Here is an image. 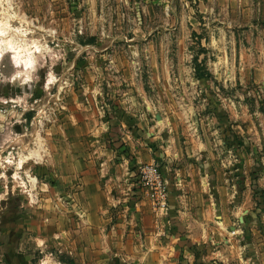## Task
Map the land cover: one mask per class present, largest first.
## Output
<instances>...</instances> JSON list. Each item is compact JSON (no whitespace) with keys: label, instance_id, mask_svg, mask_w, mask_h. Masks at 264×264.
<instances>
[{"label":"rangeland","instance_id":"374dc122","mask_svg":"<svg viewBox=\"0 0 264 264\" xmlns=\"http://www.w3.org/2000/svg\"><path fill=\"white\" fill-rule=\"evenodd\" d=\"M7 38L0 264L64 260L74 164L123 146L104 112H264V0H0Z\"/></svg>","mask_w":264,"mask_h":264},{"label":"crops","instance_id":"0c3cea01","mask_svg":"<svg viewBox=\"0 0 264 264\" xmlns=\"http://www.w3.org/2000/svg\"><path fill=\"white\" fill-rule=\"evenodd\" d=\"M104 113L123 146L74 164L58 264H264V112ZM152 161L169 182L166 217L138 186Z\"/></svg>","mask_w":264,"mask_h":264},{"label":"built area","instance_id":"2783aa9c","mask_svg":"<svg viewBox=\"0 0 264 264\" xmlns=\"http://www.w3.org/2000/svg\"><path fill=\"white\" fill-rule=\"evenodd\" d=\"M138 186L150 200L152 209L158 217L169 214V182L157 161L144 163L138 170ZM235 232V231H232Z\"/></svg>","mask_w":264,"mask_h":264},{"label":"bare ground","instance_id":"6f19581e","mask_svg":"<svg viewBox=\"0 0 264 264\" xmlns=\"http://www.w3.org/2000/svg\"><path fill=\"white\" fill-rule=\"evenodd\" d=\"M1 40H2V41L0 42V46H1V47H3L4 44L6 43L5 45H6L7 47H11V50L13 49V51H14V53H15V54L13 55V57H14V59H15V60H13V61H15V62H13L14 64L17 63V65H20L21 63H23V65L25 64V65L27 66V65L30 63L29 65H32V63H31V59H29V58L31 57V54H29V58H28V56H27V58H23V55H22L21 52L24 51V50H26V51L29 50L28 48H27V49H26V48L23 49L24 47H23V48L21 47V46H23V45H22L23 43L20 44V45H21V46H20V45H18V44H15V41H16V40H15L14 42H9V44L7 45L8 42H6V41H9V40H10L9 38H7V40H5V39H1ZM13 40H14V39H13ZM22 41H23V40H22ZM24 41H26V40H24ZM19 43H20V42H19ZM26 43H27V41H26ZM1 47H0V49H1ZM26 47H27V46H26ZM3 48H6V47L4 46ZM3 48H2V49H3ZM11 50H10V51H11ZM0 51H1V50H0ZM13 51H12V53H13ZM6 52H7V51H6ZM8 52H9V51H8ZM0 53H1V52H0ZM28 53H29V52H28ZM1 55H3V54H1ZM1 55H0V56H1ZM27 55H28V54H27ZM32 57H33V56H32ZM32 57H31V58H32ZM25 65H24V66H25ZM29 65H28V66H29ZM20 66H21V65H20ZM16 67H17V66H16ZM29 67H30V66H29ZM23 68H25V67H23ZM23 68H22V69H23ZM17 74H18V73H17ZM17 74H16V77L19 76V75H17ZM18 79H19V78H18ZM41 144H42V143H41ZM40 149H41V148H40ZM37 151H38V149H37L36 151H31V152H30V154L32 155V156H31V155H30V156H31L32 158L34 157L36 160L40 159V157L42 156V155H40ZM21 162H22V161H21ZM31 181L33 182V185L36 184V182H37L36 178H34V177L31 179ZM46 263H47V262H46ZM44 264H45V263H44Z\"/></svg>","mask_w":264,"mask_h":264},{"label":"trees","instance_id":"16d2710c","mask_svg":"<svg viewBox=\"0 0 264 264\" xmlns=\"http://www.w3.org/2000/svg\"><path fill=\"white\" fill-rule=\"evenodd\" d=\"M197 74V77L198 78H204V77H207V76H210V73H206L205 72H202V73H196Z\"/></svg>","mask_w":264,"mask_h":264}]
</instances>
